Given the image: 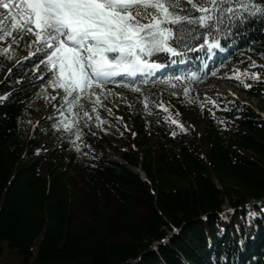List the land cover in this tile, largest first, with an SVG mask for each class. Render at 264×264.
Returning <instances> with one entry per match:
<instances>
[{
	"label": "trees",
	"instance_id": "1",
	"mask_svg": "<svg viewBox=\"0 0 264 264\" xmlns=\"http://www.w3.org/2000/svg\"><path fill=\"white\" fill-rule=\"evenodd\" d=\"M180 14L201 15L190 5ZM212 15L209 28L173 26L179 57L204 56L213 37L241 42L222 80L264 105V14L227 0ZM13 31L0 32V264L5 243L22 264H264V113L201 81H171L107 91L125 121L110 128L118 142L82 100L77 140L61 124L71 120L62 90L51 99L46 55L26 35L13 42Z\"/></svg>",
	"mask_w": 264,
	"mask_h": 264
},
{
	"label": "snow or ice",
	"instance_id": "2",
	"mask_svg": "<svg viewBox=\"0 0 264 264\" xmlns=\"http://www.w3.org/2000/svg\"><path fill=\"white\" fill-rule=\"evenodd\" d=\"M226 2L227 0H15L14 4H9L0 0V6L7 10V18L11 21L10 27L6 29L2 23L5 17H0V32L4 36H10L12 30L17 31L13 42L26 34L35 37L33 43L39 46L37 51L46 55L42 63L51 73V86L54 90H62L61 99L68 106L67 112L71 120L66 118L61 124L65 130L75 129L78 140L82 133L77 127L79 113L75 109L84 108L82 100L87 99L93 105L92 112H96L97 107H104L101 96L108 84L115 82L118 86L128 87L127 84H119L117 77L150 74L159 69L161 65L150 60L155 54L165 53L173 57L181 55L176 44L183 40V35L179 30L174 31L173 26L195 23L209 28V22L213 20L212 14L218 10L219 4ZM236 3L239 10L248 12L251 16L264 14V7L257 6L252 0H236ZM185 5H190L192 10L201 15L196 19L181 15ZM13 8L16 12L12 11ZM224 11L240 14L232 7ZM208 47L211 49L218 45L212 43ZM251 67H257L255 62ZM240 75L248 76V73H236L229 78L239 79ZM251 78L258 80L260 74L253 73ZM241 83L245 88L251 87L243 81ZM132 90L140 91L139 87ZM111 94L108 92V95ZM51 99L57 100V97L53 96ZM206 102L216 106L214 101ZM106 110L111 114V109ZM164 110L167 111L166 108ZM84 116L92 118L88 111H84ZM96 119L99 120L98 115ZM172 123L178 122L173 120Z\"/></svg>",
	"mask_w": 264,
	"mask_h": 264
},
{
	"label": "rangeland",
	"instance_id": "3",
	"mask_svg": "<svg viewBox=\"0 0 264 264\" xmlns=\"http://www.w3.org/2000/svg\"><path fill=\"white\" fill-rule=\"evenodd\" d=\"M5 2L9 3V4H13V2L15 3V0H5ZM13 12H16V9L13 8L12 9ZM7 10L4 9L2 6H0V17H5L4 19L5 20H8L9 18H7ZM3 19V20H4ZM27 36H29L30 38H33L34 36L28 34ZM209 86H215V88L219 91V92H225L227 95H229L231 98H239V99H242V100H246L248 101L247 103L253 107V109L257 112V113H264V105L261 104L258 99L256 98H253V97H249V96H246L244 94H241L240 92H238L234 87L226 84L224 81H222L220 78L218 79H215L213 81L210 82ZM99 90H97L98 92ZM103 97H105L104 95L101 96V100L103 101V105H108V103H105L104 102V99ZM45 105V104H44ZM42 107V103H39V108ZM109 108L108 109H111V114H109V112L106 110L105 106L104 107H97V111H96V117L97 115L99 116V120L100 121L104 115L102 114L101 111H104L107 113L108 117L111 119V120H115L114 119V115H116L117 111L108 106ZM44 109H45V106H44ZM46 112V110H45ZM201 128V127H200ZM203 128V126H202ZM108 129H106L105 131H107ZM109 141H113V142H118L115 138H110L108 137ZM103 147H105V150L107 152V154L115 159H118L121 161V158L120 156L111 148H109V145L107 143H105L103 145ZM174 152L176 153V151L174 150ZM93 155L94 156H99L100 154V149L98 147H94L93 148V151H92ZM141 172V171H140ZM137 175H140V176H143L142 175V172L141 173H136ZM77 189L82 193V195H88L90 192H89V189L87 187H84L82 184H79V186H77ZM110 213L111 215H114V209L113 208H110ZM4 257H5V264H22L23 263V257L22 256H19L17 254V252L15 250H11L8 246H7V243L4 244ZM16 261V262H15Z\"/></svg>",
	"mask_w": 264,
	"mask_h": 264
},
{
	"label": "bare ground",
	"instance_id": "4",
	"mask_svg": "<svg viewBox=\"0 0 264 264\" xmlns=\"http://www.w3.org/2000/svg\"><path fill=\"white\" fill-rule=\"evenodd\" d=\"M133 171H135V172H138V173H141V172H139V171H137V170H135V169H133ZM143 172V171H142ZM143 174V173H142ZM143 177V176H142Z\"/></svg>",
	"mask_w": 264,
	"mask_h": 264
}]
</instances>
